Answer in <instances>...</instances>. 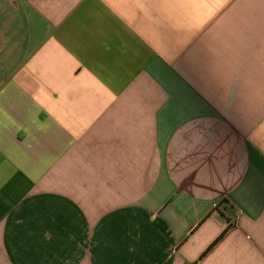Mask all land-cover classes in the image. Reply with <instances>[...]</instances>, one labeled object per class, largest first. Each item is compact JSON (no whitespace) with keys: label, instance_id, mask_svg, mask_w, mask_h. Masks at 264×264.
Masks as SVG:
<instances>
[{"label":"crops","instance_id":"0c3cea01","mask_svg":"<svg viewBox=\"0 0 264 264\" xmlns=\"http://www.w3.org/2000/svg\"><path fill=\"white\" fill-rule=\"evenodd\" d=\"M0 264H264V0H0Z\"/></svg>","mask_w":264,"mask_h":264},{"label":"trees","instance_id":"16d2710c","mask_svg":"<svg viewBox=\"0 0 264 264\" xmlns=\"http://www.w3.org/2000/svg\"><path fill=\"white\" fill-rule=\"evenodd\" d=\"M231 229V226L228 227L221 235L220 237L208 248V250L203 254L202 258H205L225 237L226 235L229 233Z\"/></svg>","mask_w":264,"mask_h":264}]
</instances>
